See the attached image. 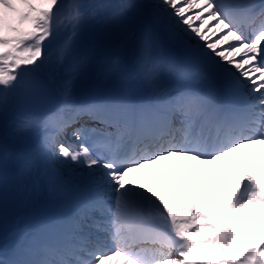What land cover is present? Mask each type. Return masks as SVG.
Listing matches in <instances>:
<instances>
[{
	"label": "snow or ice",
	"instance_id": "6c2138e0",
	"mask_svg": "<svg viewBox=\"0 0 264 264\" xmlns=\"http://www.w3.org/2000/svg\"><path fill=\"white\" fill-rule=\"evenodd\" d=\"M109 8L110 0H0V110L18 92L37 104L53 89L59 96L53 110L17 123V132L43 131L19 174L30 177L38 163L56 174L54 160L82 169L67 214L43 218L0 264H105L116 256L126 264H264V3L120 0L103 20L135 41L136 70L122 74L114 58L105 69L116 77L114 91L78 103L72 84L89 55L74 59L70 72L53 71L52 45L70 27L58 64L78 39L94 50L85 21ZM192 9L199 11L186 15ZM154 29L177 59L164 55ZM205 29L221 35L212 42ZM68 129L78 144L64 142ZM173 157L192 161L191 170L216 166L201 181L207 195L190 198L191 177L189 195H178L181 171L169 200L170 167L163 191L129 179ZM53 229L68 243L40 244L37 258L35 242ZM94 231L106 240L93 239ZM205 250L213 255H194ZM222 253L230 255L215 258Z\"/></svg>",
	"mask_w": 264,
	"mask_h": 264
},
{
	"label": "rangeland",
	"instance_id": "374dc122",
	"mask_svg": "<svg viewBox=\"0 0 264 264\" xmlns=\"http://www.w3.org/2000/svg\"><path fill=\"white\" fill-rule=\"evenodd\" d=\"M214 23V22H213ZM89 33L91 36L95 37V41L99 38L100 35H98L97 32H95V26H91L88 28ZM106 30L102 28V32H105ZM71 32V28L69 27L68 29H66L63 32H59V35L57 37L58 42H64L66 38H68V36L70 35ZM110 34V33H109ZM205 34L209 35L212 42L215 41L216 38H218L219 35L221 34H217V37H211V34L207 32V29H205ZM107 35V33H105L103 36L101 35L100 38L105 37ZM115 41H120L121 43L125 45H127L130 53H137V48H136V44L135 41L132 39H129L127 36H122L121 38H117V32L115 30H112V36L110 37ZM80 41L84 42L81 43ZM231 43H235V42H231ZM89 45V41L87 39H78L75 44L72 47V51L69 55H67L64 60L62 65L57 63V57L52 60V65H51V69L53 71H59L61 73H67L70 72V66L73 62L74 59H79V57L81 56V52L82 50L84 51V48L86 46ZM227 45H222L221 48H226ZM227 53V52H226ZM52 54H57L56 52L52 51ZM89 58H93V54L89 53ZM137 55V54H136ZM58 56V55H57ZM235 59L240 60V57H235ZM93 73L96 78L98 76V71L95 72H91ZM82 82H84L86 84V86H88L87 82L89 80V89H85L86 86H83V88H81V93L79 94V85L76 82L73 89V92H71L72 94V98L73 99H77L79 100V102H85L82 101V99H80V95H82L83 98H85L86 96L90 95L91 93H93L94 87L97 88L98 92L97 94H99L100 96H105L106 93L103 92L99 86H94L93 84V78L91 75H86L84 77L81 78ZM103 87V84H102ZM106 89V87H105ZM105 91V90H104ZM18 123V122H17ZM1 128L3 129V125H0ZM16 126L17 124H14L13 127V131H16ZM26 133H28L29 135H24L23 132H20L21 134H19L16 144L14 145V147L12 148V150L10 151L11 157H10V162H13L15 164V170L12 172L10 171L9 168V164L4 160L1 159L0 157V177L7 183H10L12 185L11 189H13L15 192L10 193V195H14L10 197V202L11 203V209L13 212L16 213L17 217H19L21 214L26 213V215H28V218H37V219H43L45 217L48 216H53L50 215L49 213H46L44 210H42L43 212H34L32 205L34 204H39L40 199L36 196H43V195H47V196H54L52 198L53 200V207L55 206H59V205H63V204H69L72 200H75L79 195H80V191L78 192V195L71 198L70 200L67 199H63V201H61V198L58 197V195L60 194V186L56 185L55 187H51V184L48 183L44 184V185H37L36 183H31V186L29 187L28 184L25 182V177L21 176L20 173V168H21V164L18 160V158L21 156V153H17L18 149H22V148H29L28 150L26 149L24 151V155L32 150L33 148H36L38 143H39V134L42 131L41 129L38 128H31L29 130H25ZM3 130L0 131V135H2ZM73 142L75 143V140H73ZM1 155V153H0ZM2 160L5 162H2ZM9 162V163H10ZM54 167L57 170L56 174L50 175L49 178H51V180H64L65 184H70L74 181H76V179L78 178V176L81 174L82 169L76 167V166H70L67 164H64L62 162H60V160H54L53 161ZM38 167H39V172H44L43 171V165L38 163ZM75 168V170L73 169ZM154 171V170H153ZM147 173V172H145ZM65 174V176H64ZM140 175H142V173H139ZM135 176H139L138 174H136ZM6 177V179H5ZM151 177V176H150ZM45 179L48 178V176L44 177ZM157 183L160 184L163 181V177L162 174L160 173H155L151 179H149L148 181L150 183ZM161 181V182H160ZM18 183V184H17ZM174 184V180H169V185H168V191H172V187ZM16 186V187H15ZM75 191H77L79 188L77 187V181L75 184ZM17 191L20 192V196L15 195L14 193H17ZM62 192V191H61ZM194 192V191H193ZM57 193V194H56ZM67 193L62 192V198L64 196H66ZM178 195L183 196V190L180 187L178 190ZM61 197V195H59ZM32 198L33 200L30 201ZM57 204V205H55ZM19 219H21V217H19ZM23 228H29L28 225L22 224ZM23 228H20L17 233L12 232V234L7 237L6 239H4L3 241L0 242V256L5 254L6 251H8L10 249V242L14 241L19 235L21 234V236L23 238H27L28 235L26 234L25 230ZM110 264H115V260L114 258H112L111 260H109Z\"/></svg>",
	"mask_w": 264,
	"mask_h": 264
},
{
	"label": "water",
	"instance_id": "95a60500",
	"mask_svg": "<svg viewBox=\"0 0 264 264\" xmlns=\"http://www.w3.org/2000/svg\"><path fill=\"white\" fill-rule=\"evenodd\" d=\"M57 101L55 93L50 92V99L40 105H35L34 102L26 99L22 94L21 99L17 103L16 113L21 116L27 114H38L53 110ZM10 228V222L7 218L3 196L0 197V237L4 236Z\"/></svg>",
	"mask_w": 264,
	"mask_h": 264
},
{
	"label": "bare ground",
	"instance_id": "6f19581e",
	"mask_svg": "<svg viewBox=\"0 0 264 264\" xmlns=\"http://www.w3.org/2000/svg\"><path fill=\"white\" fill-rule=\"evenodd\" d=\"M253 1H255V0H251V2H253ZM257 1V0H256ZM258 1H263L264 2V0H258ZM253 3H255V2H253ZM197 11H199V9H192L189 13H187L186 15H195V13L197 12ZM96 21L94 20V23H95ZM120 36H123L124 34H123V32H120V34H119ZM35 105H40V104H37V103H35ZM78 144V143H77ZM31 179H37V177L35 176V174H33L32 176H31ZM52 183H54V184H59L60 186H62V184H61V182L60 181H56V180H53L52 181ZM63 190H67V187L66 186H63ZM71 191V187L69 186V188H68V191ZM70 194V196L71 195H73V193H69ZM75 194V193H74ZM44 197H42L41 198V200L43 199ZM49 198H52V197H48L46 200L47 201H50V199ZM45 200H42V202H44ZM50 204V203H49ZM48 204V202H47V204L46 205H49ZM43 209V208H42ZM48 211H49V214L50 213H53V214H62V215H65L66 214V212L67 211H69V208H67V209H65L64 207H56V208H50V209H48Z\"/></svg>",
	"mask_w": 264,
	"mask_h": 264
}]
</instances>
